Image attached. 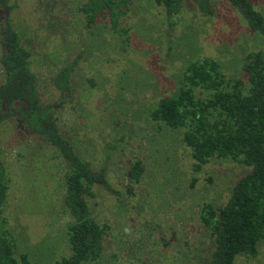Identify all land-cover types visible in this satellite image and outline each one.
<instances>
[{"label":"rangeland","instance_id":"obj_1","mask_svg":"<svg viewBox=\"0 0 264 264\" xmlns=\"http://www.w3.org/2000/svg\"><path fill=\"white\" fill-rule=\"evenodd\" d=\"M16 1L20 6L13 14L20 30L28 29L22 41L34 48L31 66L41 100L56 103L60 134L107 181L87 197L92 215L109 227L100 258L87 264H208L213 239L200 221L201 205L222 206L248 168L212 159L194 171L182 129L156 123L149 111L174 90L189 63L202 56L219 63L231 82L244 80L241 62L249 52H264V39L227 0H210V13L183 0L173 24L151 0H133L122 18L131 37L123 47L105 19L86 26L77 10L83 0H60L59 28L72 33L68 38L63 34L65 50L54 60L45 57L52 41L38 39L45 34L39 3L52 0ZM250 1L264 17V0ZM32 35L36 40L30 45ZM70 41L82 44L84 53L75 46L71 50ZM73 56L80 62L71 77V94L63 99L53 84V70L60 65L54 61L62 64ZM17 123L13 115L0 122V159L12 178L6 227L16 255L26 253L32 264H55L69 252L65 231L70 216L62 206L66 165L54 147L21 133ZM137 160L144 171L134 183L126 172ZM234 264H264V241L255 256L240 254Z\"/></svg>","mask_w":264,"mask_h":264},{"label":"trees","instance_id":"obj_2","mask_svg":"<svg viewBox=\"0 0 264 264\" xmlns=\"http://www.w3.org/2000/svg\"><path fill=\"white\" fill-rule=\"evenodd\" d=\"M151 1L162 7L169 21L183 4V0ZM192 1L202 12H211L210 0ZM228 1L238 9L249 28L264 39V17L252 2ZM131 2L85 0L80 10L88 23L100 15L115 32L123 34L126 30L120 27V20L129 11ZM3 42L8 52L3 58L6 69L0 101L10 105L26 101L28 110L19 115L31 131L57 150L66 165L62 206L70 216L65 231L69 252L59 256L55 264L96 262L109 227L92 215L87 197L92 195L95 185L107 186L105 174L75 152L74 144L55 128V121L49 123L54 118L56 103L42 102L29 67V52L18 44L13 29L8 28ZM73 68L74 64H69L55 77L54 85L59 90L70 89ZM241 68L245 79L231 82L214 59L199 57L189 63L174 90L161 97L149 111L156 123L182 129L181 141L189 150L194 171L212 159H229L248 168L235 181L222 206L201 205L200 221L213 239L208 264H234L240 254L255 256L258 244L264 241V52H249ZM143 171L141 161H133L126 176L138 183ZM11 180L0 159V264H32L26 253L15 254L16 244L6 227L4 209ZM24 198L20 201H26ZM25 212H30L28 207Z\"/></svg>","mask_w":264,"mask_h":264},{"label":"flooded vegetation","instance_id":"obj_3","mask_svg":"<svg viewBox=\"0 0 264 264\" xmlns=\"http://www.w3.org/2000/svg\"><path fill=\"white\" fill-rule=\"evenodd\" d=\"M84 1L85 0H83L82 2H80L77 5V10L79 12H81L82 15H83V13L80 10V8H81V6H82V4H83ZM228 3H229V1H228ZM19 6L20 5H19V3L16 0H0V64H1V68H0L1 69L0 70V86H1V84L3 82L4 75H5V69H6L5 68V63L3 61V58L5 57L6 53L8 52V47H6L5 43L3 42V36H4L5 32L8 30V28H11V29H13L15 31V33L17 35L18 44L21 47H23L26 50H28V52H29V67H30V70L32 71V73L35 75V78H36V81H37V76H36V74H35L32 66H31V56H32V53L34 51L33 50L34 48L28 46L27 44L25 45L24 42L22 41L23 40V35H27L28 34L27 33V30L28 29L25 26V29L20 30V28L18 27L19 21H17V18H15L14 17V14H13L14 13V10L15 9H18ZM39 7H41V9L43 10V14L40 17V20L41 21H44V23L40 25V26H42V27H40V30H41V32H44L45 34L42 35V36H40V38H38V39H41V37H43L44 39L47 38L48 40H51L52 41V44H50V47L52 45H53V47L51 49H48L45 57H47L48 59H54V60H56V57L61 56L62 55V51L65 50V45L62 44V40H60V39L63 38V34H65L66 35L65 37L68 38L70 36L69 34H71L72 32H70L69 29H67L64 26H63V30H60V28H59V21L61 19V14H62L61 11H63V7H62V4L60 3V0H52V1H50V3H44V4L42 2H40L39 3ZM235 9L238 11L237 8H235ZM180 11L178 13H176L175 15L171 16L172 19L170 21L166 18L168 24H173V17L176 16L177 14H179ZM126 13L124 15H126ZM124 15L121 17V20H120V27H122L123 29L126 30L125 33H123V34H120L119 32H115L111 28V26H110L109 22L107 21V19L105 17H101L100 15L97 16V17H95L93 23H91V24L88 23L86 21V19H85V22H86V26L88 28H91V27H93L96 24V21H97L98 18L105 19L108 22L110 28L114 31V33L116 35H118V36H121V40H123V45L122 46L124 47L125 44L128 43L129 38H131V37H129V32H130L129 29H127L126 26L123 25L122 18L124 17ZM165 17H166V14H165ZM27 22H29V21H27ZM46 23H48L47 26L45 25ZM144 37L147 39V37H149V36H144ZM29 40H30V43L29 44L32 45L34 43V41L36 40V36L35 35H32V39H29ZM57 44H58V47L55 50V46ZM68 44L70 45L71 50H72V47L75 46L76 49L79 50V54L81 52H82V54L84 53L82 51L83 50V45L82 44H80V43H78L76 41H75V43H72V44H71V41H70V43H68ZM62 45L64 47H62ZM60 46H61V49H60ZM70 54H71V52H69L68 56ZM65 57H66V53L64 55V58ZM70 60L71 61H65V62L62 61V64H61L60 60L54 61V64H60V65L57 67V69H54L53 70V73H52L53 84H54L55 77L62 70V68H64L65 66H67L69 64H74V68H75L77 66L78 62H80L79 57H77V56L76 57L73 56ZM74 68L72 69L71 74H70V82H71V79H72L71 77L73 76V73H74ZM237 80H243V79H237ZM71 89H72V84H71L70 89H68V90H59L58 89L59 90L58 93H60V97L61 98L66 99L68 96H70ZM38 93H39V91H38ZM39 96L41 98L40 93H39ZM17 103H19V104H17ZM26 110H28V108L26 107V101H24V100L23 101H16V102L12 103V105H10L9 103L1 100L0 101V122L2 121V118L3 117L13 115L16 118L17 122H18L17 123V127H18V130L21 133H25V134H29V135H36V137H38L37 138L38 140L44 142L45 145L48 144L49 146H51L46 141L40 139V137H39L40 134L31 131L27 127L26 122L19 115V113H23ZM54 121L56 122V120L53 118L52 120H49V123H52V122L55 123ZM55 128L58 130L59 133L61 132V131H59L60 129H59L58 125H57V122H56ZM51 147H53V146H51ZM63 187H64V185H63Z\"/></svg>","mask_w":264,"mask_h":264}]
</instances>
